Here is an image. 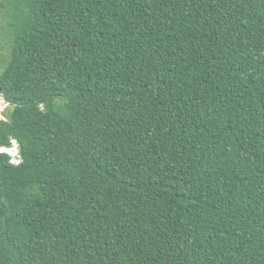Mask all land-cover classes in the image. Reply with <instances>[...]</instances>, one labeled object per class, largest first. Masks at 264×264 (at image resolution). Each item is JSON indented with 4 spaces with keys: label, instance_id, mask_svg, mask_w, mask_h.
<instances>
[{
    "label": "trees",
    "instance_id": "16d2710c",
    "mask_svg": "<svg viewBox=\"0 0 264 264\" xmlns=\"http://www.w3.org/2000/svg\"><path fill=\"white\" fill-rule=\"evenodd\" d=\"M0 13V264H264V0Z\"/></svg>",
    "mask_w": 264,
    "mask_h": 264
},
{
    "label": "rangeland",
    "instance_id": "374dc122",
    "mask_svg": "<svg viewBox=\"0 0 264 264\" xmlns=\"http://www.w3.org/2000/svg\"><path fill=\"white\" fill-rule=\"evenodd\" d=\"M5 20L6 19H3L2 16H1V13H0V71L2 70L3 65H4V62L2 61V55L7 53V44H6V41H5L6 31L3 30L4 26H5V23H6ZM1 28H3V29H1ZM9 107H10L9 104L4 100V98L0 94V118H4L5 119L4 113H5V111H7V109Z\"/></svg>",
    "mask_w": 264,
    "mask_h": 264
},
{
    "label": "clouds",
    "instance_id": "9594fccd",
    "mask_svg": "<svg viewBox=\"0 0 264 264\" xmlns=\"http://www.w3.org/2000/svg\"><path fill=\"white\" fill-rule=\"evenodd\" d=\"M5 148L7 149L6 152H0V153H7L11 157V163L12 161H17L19 164L22 158H21L18 142L15 139H13L12 145Z\"/></svg>",
    "mask_w": 264,
    "mask_h": 264
},
{
    "label": "built area",
    "instance_id": "2783aa9c",
    "mask_svg": "<svg viewBox=\"0 0 264 264\" xmlns=\"http://www.w3.org/2000/svg\"><path fill=\"white\" fill-rule=\"evenodd\" d=\"M6 150L7 149L5 147H0V152H6ZM12 163L15 164V165L18 164L17 161H12Z\"/></svg>",
    "mask_w": 264,
    "mask_h": 264
}]
</instances>
